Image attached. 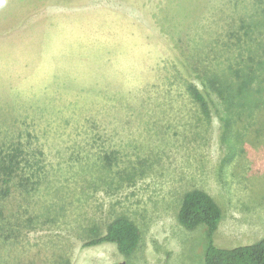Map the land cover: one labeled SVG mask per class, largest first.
I'll return each mask as SVG.
<instances>
[{
	"label": "rangeland",
	"instance_id": "374dc122",
	"mask_svg": "<svg viewBox=\"0 0 264 264\" xmlns=\"http://www.w3.org/2000/svg\"><path fill=\"white\" fill-rule=\"evenodd\" d=\"M244 1L253 3L0 0V113L42 112L24 125L38 136L26 149L25 175L40 185L29 194L16 187L7 199L0 226L20 236L0 238L4 264H203L205 231H187L177 220L192 188L223 207L216 244L233 248L264 238V157H253L264 152V138L239 128L226 135L216 108L204 118L187 91L192 83L204 87L190 75L196 65L185 62L186 53L194 46L207 52L200 54L204 66L222 54L229 34L248 20ZM196 22L210 42L194 44L201 40L191 28ZM233 105L243 127L254 120L257 112ZM114 113L152 128L154 144L145 137L125 144L131 131L120 132ZM16 129L0 119V144L13 141ZM104 148H111L114 177L125 174L122 181L99 179L93 165L103 162ZM137 171L144 174L135 179ZM57 211L59 219L45 223ZM119 215L143 232L131 260L113 244L83 248L89 225L105 227Z\"/></svg>",
	"mask_w": 264,
	"mask_h": 264
},
{
	"label": "trees",
	"instance_id": "16d2710c",
	"mask_svg": "<svg viewBox=\"0 0 264 264\" xmlns=\"http://www.w3.org/2000/svg\"><path fill=\"white\" fill-rule=\"evenodd\" d=\"M240 5L244 11L243 17L248 20H241L244 25L239 27L238 31H231L229 38L227 37L228 40L224 43L226 49L222 54L209 58V64L204 66L205 62H199L201 59L200 54L207 52H203L194 46L186 53L185 62L188 60V62L196 65L195 69L191 67L190 75L199 79L204 87L201 90L197 84L192 83L187 86V91L193 103L200 108L204 118H211V105L216 108L217 113L223 117L226 135L233 136L236 134V129L239 128L240 130H253V135L264 138V0H253V3L244 1ZM198 27L199 22L191 27L195 32V36L201 39L194 41V44L207 41L204 36L201 37L204 33ZM248 93L252 96L255 95L256 100L247 97L246 94ZM246 97L248 98L247 102H240ZM250 100H252L251 104L248 103ZM235 102L241 107L244 105L243 113L246 115L257 112L254 120L249 125L246 124V127H243L242 116L236 118L238 114L232 109ZM12 111L18 116L17 118L13 117L14 114L12 113L7 117L0 113L2 121L9 119L17 125L15 132L12 131L14 135L11 134V136H14V140L0 144V221L6 219V202L9 195L13 193L14 188L17 187L23 193L29 194L31 188L35 191L40 185V181L34 182L33 180L38 177L25 175L27 154H30L26 149H29L32 143L37 142L35 137L38 136L32 134L28 128L24 129V125L26 122L30 123L33 117H37V119L41 117L42 112L36 111L33 115L24 116L13 109ZM96 114L100 113L97 112ZM57 117H59V114ZM132 117L129 114L118 115L114 113L112 115V121L120 132L126 128V132L131 131L129 138L124 140L125 144L134 143L135 141L140 143L142 137L151 140L153 143L155 141L153 129L150 128L149 131H145L144 127L137 128V121ZM58 122L59 125L63 123L60 120ZM2 124L10 125L9 122H3ZM126 125L133 129L126 127ZM110 149L104 148L99 152L103 162H94L93 167L102 181H122L125 174L114 177L115 172L112 170L113 162L110 160ZM253 157L255 160L262 159L264 152ZM243 158L242 156L241 160ZM229 160H231V157H229ZM141 170L144 171L145 169L142 168ZM143 171H137L135 179L138 177L137 174L143 175ZM233 173L232 169L227 172L228 175ZM128 179L132 178L129 177ZM223 212V207L219 201L204 189L192 188L180 200L177 211V220L180 226L190 232L205 231L207 242L203 251V264H264V238L250 245L233 248L221 247L216 244L215 235L223 219ZM60 215L61 211H57L53 218L46 217L45 223L52 224L53 221L59 219ZM43 225L44 222H42ZM10 231H13V234H10L11 238L20 236L15 232V229L9 230L1 225L0 238L2 235L9 238L8 233ZM18 233H21V231ZM82 238L83 248L113 244L125 259L131 260L141 246L143 232L130 216L119 215L107 223L105 227L99 224L89 225L84 230ZM0 264H4L1 258Z\"/></svg>",
	"mask_w": 264,
	"mask_h": 264
},
{
	"label": "water",
	"instance_id": "95a60500",
	"mask_svg": "<svg viewBox=\"0 0 264 264\" xmlns=\"http://www.w3.org/2000/svg\"><path fill=\"white\" fill-rule=\"evenodd\" d=\"M122 264H125V263H122Z\"/></svg>",
	"mask_w": 264,
	"mask_h": 264
}]
</instances>
